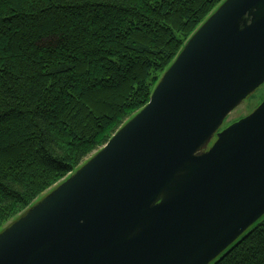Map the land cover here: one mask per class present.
I'll return each instance as SVG.
<instances>
[{
	"label": "water",
	"instance_id": "95a60500",
	"mask_svg": "<svg viewBox=\"0 0 264 264\" xmlns=\"http://www.w3.org/2000/svg\"><path fill=\"white\" fill-rule=\"evenodd\" d=\"M264 0H225L151 100L0 233V264H213L264 218ZM217 140L214 144H210Z\"/></svg>",
	"mask_w": 264,
	"mask_h": 264
},
{
	"label": "trees",
	"instance_id": "16d2710c",
	"mask_svg": "<svg viewBox=\"0 0 264 264\" xmlns=\"http://www.w3.org/2000/svg\"><path fill=\"white\" fill-rule=\"evenodd\" d=\"M225 0H0V233L151 100ZM213 264H264V218Z\"/></svg>",
	"mask_w": 264,
	"mask_h": 264
},
{
	"label": "rangeland",
	"instance_id": "374dc122",
	"mask_svg": "<svg viewBox=\"0 0 264 264\" xmlns=\"http://www.w3.org/2000/svg\"><path fill=\"white\" fill-rule=\"evenodd\" d=\"M264 102V85L251 95L238 109L226 120L223 127L230 126L240 119L252 114ZM213 142L210 144V146ZM209 146V147H210Z\"/></svg>",
	"mask_w": 264,
	"mask_h": 264
},
{
	"label": "flooded vegetation",
	"instance_id": "af4514ba",
	"mask_svg": "<svg viewBox=\"0 0 264 264\" xmlns=\"http://www.w3.org/2000/svg\"><path fill=\"white\" fill-rule=\"evenodd\" d=\"M227 127H229V126L222 127V129H221L219 132L223 131V130L226 129ZM216 140H217V138L214 139L213 144H214V142H215ZM213 144H212V145H213ZM212 145H211V146H212ZM211 146H210V147H211Z\"/></svg>",
	"mask_w": 264,
	"mask_h": 264
}]
</instances>
